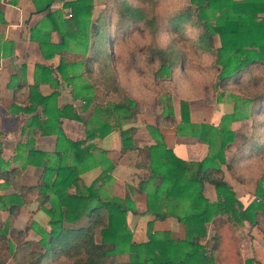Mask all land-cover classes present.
Returning <instances> with one entry per match:
<instances>
[{
  "label": "trees",
  "instance_id": "1",
  "mask_svg": "<svg viewBox=\"0 0 264 264\" xmlns=\"http://www.w3.org/2000/svg\"><path fill=\"white\" fill-rule=\"evenodd\" d=\"M32 2L35 12L39 13L48 10L52 0ZM155 2L104 0L103 6L93 15V0L68 1L65 5L70 8V18L62 22L65 31L58 29L54 12L45 14L50 20L48 27L52 24V29L62 37L57 45L48 43L47 35H43L41 29L31 30L30 38L37 42L44 57L51 56V50L63 46L67 37L73 39L76 50H81L83 61L80 64L85 74L81 86L85 90L81 95L84 105L92 101L94 86L105 95L121 94L122 99L108 106L95 105L85 121L76 112L68 113L72 111L70 107L56 109L49 102L51 95L41 98L39 103L34 101L36 106L42 107V117L45 116L36 126L41 134L56 135L55 151L49 154L29 148L24 156L21 152L16 153L15 158H22L24 165L9 169L8 163L0 157L2 186L13 189L11 193L0 195V208L8 213L7 219L0 222V264H6L8 260L13 264H214L213 252L228 239L223 231L227 221L255 223L259 217L257 212L264 218V188L261 184L264 169H254L257 175L256 199L242 207L220 169V165L226 164L224 149L231 144L233 132L224 123L217 127L191 123L188 103L182 99L178 101L180 123L175 125V132L206 144L207 153L200 160L186 162L165 147L157 127L174 123L172 106L168 107L163 115L155 114L156 127L146 126L154 143L143 150L148 161V176L139 182L138 188L145 195V212L157 220L175 217L184 227V238L173 239L166 231H151V225L147 223L146 240L132 241L125 221L127 211L135 213L130 199L127 196L102 199L97 195V183L107 178L112 168L110 161H101L105 166L88 186L78 184V174L90 167L87 159L93 157L88 152L91 143L87 142L91 139L102 138L117 127L120 150L133 148V128L121 129L120 125L135 120L141 112L139 104L142 105V101L131 97L113 72L111 60L115 50L111 49L114 46L112 40L121 38L132 29L153 33L157 27L153 11ZM169 24L179 35L166 46L148 43L126 52L131 57L143 51L148 60H155L152 73L157 79L169 78L179 62L181 56L176 44L188 39L183 33L186 27L194 32L190 41L194 50L212 59L215 88L238 83L260 65L264 70V0H187L172 14ZM127 62L130 63L131 59L128 58ZM258 79L259 75H253L250 82L255 84ZM217 96L215 100L218 101ZM247 103L250 112H264V89L248 94ZM60 117L82 121L84 138L77 141L65 138ZM223 119L235 120V108ZM61 141L67 145L64 150H59ZM255 149H258L256 156L259 159L264 151L263 145L258 143ZM67 150L70 151V161H66L63 155ZM240 150L239 153L244 151ZM25 164L42 168L34 185L20 182ZM229 164H226L228 170ZM204 181L213 186L217 197L215 202H209L202 195ZM71 185L75 188L72 194L67 192ZM31 197L36 207L47 216L48 228L36 222L20 230L11 227V220L19 207ZM223 214H228L226 219L221 217ZM208 222H211L213 231L209 252L198 242L206 235L205 224ZM28 229L39 236L37 241L26 239Z\"/></svg>",
  "mask_w": 264,
  "mask_h": 264
},
{
  "label": "crops",
  "instance_id": "2",
  "mask_svg": "<svg viewBox=\"0 0 264 264\" xmlns=\"http://www.w3.org/2000/svg\"><path fill=\"white\" fill-rule=\"evenodd\" d=\"M68 1L72 0H52L48 10L36 13L32 0H0V157L8 163V169L20 167L22 163L24 165L23 159H16L15 155L21 152L24 156L29 148L49 154L55 151L56 135L41 134L36 126L45 116L42 117V107L36 106L34 101L39 103L41 98L51 95L49 102L56 109H61L63 106L70 107L72 111L67 110L68 113L76 112L80 119L85 121L95 105L108 106L121 100V94L105 95L100 88L94 86L92 101L87 106L84 105L81 95L85 90L81 89V86L85 74L83 65L80 64L83 57L81 50H76L74 47L73 39L67 37L63 46L56 47L54 51L51 50V56L44 57L37 42L30 38L31 30L39 28L44 32L43 35H47L48 43L59 44L62 37L58 31L52 29V24L48 27L47 23L50 20L45 14L54 12L58 29L65 31L62 22L70 18V8L65 5ZM187 102L191 123H207L216 127L222 114L211 113V108L225 105L229 110L223 112L226 114L231 113L234 105L236 119L225 124L226 128L233 132L231 144H227L224 149L225 162L230 163V169H227L226 164L220 165V169L224 181L231 187L235 198L242 207L247 206L256 199L257 175L254 169H264V151L258 159L256 156L258 149H255L258 143H261L264 149V112H250L249 104L246 112V109L237 111L234 98L213 105L204 103L203 108H200V112L196 115L192 112L193 107L190 102ZM173 108L174 123L161 124L157 127L165 147L186 162L202 159L207 153L206 144L197 141L194 137L175 134V125L179 123V112L174 103ZM82 121L60 117V128L64 137L72 141L82 140L85 136V126ZM146 126L156 127L155 114L152 111L141 112L135 116L133 122L120 125L121 129L133 128L131 133L133 148H127L123 152L120 150V134L117 127L102 138L88 141L87 143H91L88 152L93 157L87 159V165L90 167L78 174V184L88 186L100 175L101 169L105 166L103 162L110 161L112 168L108 177L97 183V195L102 199L125 196L130 199L135 213L127 211L125 221L131 232L132 241L146 240L147 223H150L151 231H166L171 238L182 239L184 227L175 217L168 216L163 220H157L145 212V195L139 190L138 184L148 176L146 167L148 161L146 156H143V150L154 143ZM59 147V150H64L67 145L61 141ZM139 149L141 150L138 152ZM240 149L244 151L239 153ZM63 155L66 161H70L69 150ZM41 171L42 168L39 166L25 164L21 184L34 185ZM261 184L264 188V173ZM74 190V185H71L67 192L72 194ZM12 191L11 187L2 186L0 181V195ZM202 195L209 202L217 200L213 186L206 181L202 184ZM257 214L259 217L255 223L248 220L229 223L226 220L223 231L228 239L213 252L214 264H264V218L259 212ZM227 216L228 214L221 215L224 219ZM7 217V211L0 208V222L5 221ZM47 220L44 212L36 207L34 199H30L19 207L17 215L11 220V227L20 230L31 222H36L41 227L48 228ZM205 229L206 235L199 238L198 242L209 252L213 233L211 222L205 224ZM35 234L32 229H28L26 239L37 241L39 236ZM6 264L13 262L8 260Z\"/></svg>",
  "mask_w": 264,
  "mask_h": 264
},
{
  "label": "rangeland",
  "instance_id": "3",
  "mask_svg": "<svg viewBox=\"0 0 264 264\" xmlns=\"http://www.w3.org/2000/svg\"><path fill=\"white\" fill-rule=\"evenodd\" d=\"M103 2L104 0H93V14L99 11L103 6ZM155 3L153 11L157 27L153 33L149 34L144 29H132L121 38H117L115 41L112 40L114 46L112 45L111 49L115 50L111 60L113 72L120 83L126 86L128 94L138 99L139 102L142 101V105L141 103L139 104L141 112L149 113L152 111L153 114L160 113L163 115L168 107L172 106L174 111L173 103L178 111V101L182 99L189 101L193 107L192 112L198 115L199 109L203 108L204 103L213 105L221 101H231L234 98L237 111L246 109V112L248 94L255 90L264 89L263 66L256 67L236 84H228L225 88H215L213 86L215 72L212 59L210 56L198 54L194 50L195 48L190 42L194 32L189 27L183 30L185 37L188 39L180 40L176 44L181 57L169 78L157 79L153 76L152 72L156 62L153 59L148 60V55L145 52L135 53L131 57L126 54L128 49L138 48L148 43L164 47L174 37H178L179 34L176 30L170 28L169 22L172 14L184 6L187 0H156ZM128 58L131 59L130 63L127 62ZM253 75H259L260 77L255 84L250 82ZM220 93L221 95H219ZM216 96L220 98L218 101L215 100ZM120 97L122 99V95ZM153 100H156V102H153ZM226 111L229 110L225 105L211 108V113L218 112L222 114L220 115L218 126L229 122V120L223 119L224 115L230 114V112L223 113ZM232 111H234V105L231 113ZM31 199L33 198L31 197ZM31 235H33V232H31Z\"/></svg>",
  "mask_w": 264,
  "mask_h": 264
}]
</instances>
